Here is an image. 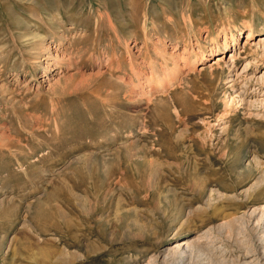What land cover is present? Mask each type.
Returning <instances> with one entry per match:
<instances>
[{
    "label": "rangeland",
    "instance_id": "rangeland-1",
    "mask_svg": "<svg viewBox=\"0 0 264 264\" xmlns=\"http://www.w3.org/2000/svg\"><path fill=\"white\" fill-rule=\"evenodd\" d=\"M261 38L264 0H0V264H264Z\"/></svg>",
    "mask_w": 264,
    "mask_h": 264
},
{
    "label": "bare ground",
    "instance_id": "bare-ground-1",
    "mask_svg": "<svg viewBox=\"0 0 264 264\" xmlns=\"http://www.w3.org/2000/svg\"><path fill=\"white\" fill-rule=\"evenodd\" d=\"M251 34V33H250ZM30 37H31V39L33 40L34 39V41H35V39H37L38 40V38H36V37H38V35L35 33V32H32V33H30V34H28ZM262 37V36H261ZM24 38V37H23ZM259 40H261V42L263 43V45H264V38H261V39H259ZM194 244V243H193ZM178 246V245H177ZM182 246V245H181ZM189 246V245H188ZM176 249V248H175ZM177 250V249H176ZM175 250V251H176ZM175 255V254H174Z\"/></svg>",
    "mask_w": 264,
    "mask_h": 264
}]
</instances>
